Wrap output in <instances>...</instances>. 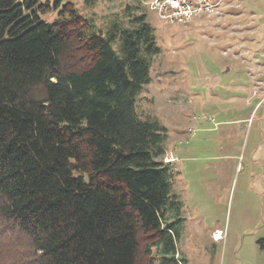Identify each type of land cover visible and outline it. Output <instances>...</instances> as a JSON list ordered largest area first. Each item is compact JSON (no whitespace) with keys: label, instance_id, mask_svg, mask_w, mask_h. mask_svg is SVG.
<instances>
[{"label":"trees","instance_id":"trees-1","mask_svg":"<svg viewBox=\"0 0 264 264\" xmlns=\"http://www.w3.org/2000/svg\"><path fill=\"white\" fill-rule=\"evenodd\" d=\"M128 23L0 0V264H151L158 245L176 264L166 128L135 111L161 50L144 15Z\"/></svg>","mask_w":264,"mask_h":264},{"label":"rangeland","instance_id":"rangeland-1","mask_svg":"<svg viewBox=\"0 0 264 264\" xmlns=\"http://www.w3.org/2000/svg\"><path fill=\"white\" fill-rule=\"evenodd\" d=\"M168 1L70 0L96 32L137 15L154 30L161 51L135 111L166 128L158 160L180 204L176 264H264L262 169L250 157L264 125V0H186L188 18ZM160 248L151 264H163Z\"/></svg>","mask_w":264,"mask_h":264},{"label":"crops","instance_id":"crops-1","mask_svg":"<svg viewBox=\"0 0 264 264\" xmlns=\"http://www.w3.org/2000/svg\"><path fill=\"white\" fill-rule=\"evenodd\" d=\"M237 122H240V120L238 119ZM258 134L260 136L258 137V140L254 143L255 147L252 148L250 157L251 161L255 164H258L262 169V173L257 176V179L260 185L263 187L264 191V125L259 126ZM216 236L217 235H215L214 237Z\"/></svg>","mask_w":264,"mask_h":264},{"label":"built area","instance_id":"built-area-1","mask_svg":"<svg viewBox=\"0 0 264 264\" xmlns=\"http://www.w3.org/2000/svg\"><path fill=\"white\" fill-rule=\"evenodd\" d=\"M168 4L173 10L176 12H182L187 18L192 15L191 6L188 4V2H186V0L184 2L179 0H169Z\"/></svg>","mask_w":264,"mask_h":264}]
</instances>
